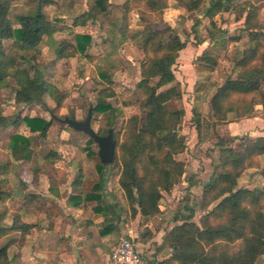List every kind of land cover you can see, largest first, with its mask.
I'll use <instances>...</instances> for the list:
<instances>
[{"label":"rangeland","instance_id":"rangeland-1","mask_svg":"<svg viewBox=\"0 0 264 264\" xmlns=\"http://www.w3.org/2000/svg\"><path fill=\"white\" fill-rule=\"evenodd\" d=\"M95 0H55L54 3L45 6L46 14L59 26V30L52 37L42 41L39 48L41 55L38 62L44 70L45 79L58 88L54 96H47L48 105L36 103H15L16 83L12 78L8 79L6 85L0 88V113L17 116L12 126L21 133H28L30 122H37L41 119H52V124L45 137L38 139V158L44 166L46 175L54 176L53 167L62 163L64 166L68 158L61 156L65 148L74 143L82 144L81 140H73L71 137H63L65 128L63 123L52 117L49 109L58 107V117L72 116L78 120L87 117L89 108L96 104V95L99 78L97 65L104 64L111 72V81L104 85L114 90L115 94L109 98V102L116 108V119L114 138L117 141L116 158L109 166L106 181H112L114 188L112 196L118 198V213L120 214L121 227L118 239L130 236L141 246L143 256L156 250V256L165 253L168 247L162 245L165 235L177 224L191 220L201 225V220L207 211L201 207V200L204 185L216 173L215 165L219 163L222 146L236 147L242 143L245 137L244 128L235 124L243 119L254 117H239L237 112L242 111L251 95L246 96L247 102H242L238 95L233 96L229 102L233 103L234 111L229 113L228 121L218 120L211 107V99L218 87L228 78L235 77L239 68L235 66V58L240 56L243 50L257 46L259 53L264 50V39L254 41L253 34L264 32V0H228L229 9L223 10L214 16L205 13L212 0H203L198 9L188 10L177 0H168L167 7L161 11L150 12L144 1L128 0L133 9L129 14H124L123 8L113 5L109 12L101 13L95 20H88L84 25L74 24V20H82V14L87 12ZM127 0H111L113 4H123ZM33 5L31 0H13L11 11L14 14L29 10ZM144 9L145 19L140 17V10ZM249 15V23H246ZM126 16V17H124ZM126 19V20H125ZM127 22L129 34L122 41L120 26ZM153 28L164 31L162 43H166L173 35H178L185 42V47L179 52L173 65L176 76V85L182 96L173 98L165 103L169 111L183 109L184 116L179 127V134L184 138L186 149L175 154V158L186 165L185 171L180 175L178 182L168 193H163L160 200V212L153 217L142 216L134 210L128 202L119 184V178L123 169L121 145L127 135V125L130 118L138 115L140 125L146 121L147 111L142 107L145 95L138 88L141 80V64L146 61L148 55L143 49V30L146 24ZM80 25V26H79ZM77 31V32H76ZM91 31L94 37L87 54L93 58L77 53L75 56L56 58V49L60 43L66 42L74 46L78 32ZM12 42L5 43L6 49L12 47ZM67 50H71L69 47ZM204 50H209L215 56L217 65L214 68L200 65L197 57ZM260 58L251 61L250 66L257 64ZM158 79H153L154 85ZM164 88V87H163ZM260 95V94H259ZM257 95V97H259ZM256 97V98H257ZM58 98H60L58 100ZM228 102H226V105ZM25 108V109H22ZM194 110H197L203 118L201 136L196 126ZM254 115L264 117L263 105L256 104ZM109 113H94L92 127L101 135L108 133ZM253 126V125H251ZM251 131L252 130V127ZM0 125V149H6L9 141L8 129ZM263 132V126L257 125ZM68 132V131H67ZM256 133L251 134L256 136ZM78 135L84 133H76ZM83 140L88 145H98L89 141L88 135H83ZM250 137V136H249ZM255 138V137H252ZM253 163L258 167L247 168L238 178L240 187L254 188L264 185V177L261 170L264 169V155L255 156ZM3 162V155L0 153V163ZM146 163V162H145ZM16 166V165H15ZM14 166V177H6L7 182L4 189L10 193H16L15 173L21 172V164ZM142 166V164H141ZM18 171V172H19ZM5 174H3L4 177ZM25 175V174H24ZM10 184V185H9ZM8 185V186H7ZM11 186H13L11 188ZM119 188V190H118ZM120 192V197L119 196ZM120 199V200H119ZM264 204V199L262 200ZM6 204V200L0 203V214L7 206L12 209L17 207V202ZM212 204L208 210L215 206ZM138 207L135 205V208ZM113 208V207H112ZM111 208V209H112ZM0 216V221L8 225ZM11 215L8 218L10 221ZM163 229V231H162ZM161 234L159 237L157 235ZM16 236V233L15 235ZM3 237V236H2ZM158 238V239H157ZM11 244L17 237H8ZM4 241H0L2 244ZM164 246V247H163ZM237 246H231L236 248ZM233 249V250H234ZM16 254V247L12 249ZM142 254L141 257L143 258ZM258 264H264V255Z\"/></svg>","mask_w":264,"mask_h":264},{"label":"trees","instance_id":"trees-1","mask_svg":"<svg viewBox=\"0 0 264 264\" xmlns=\"http://www.w3.org/2000/svg\"><path fill=\"white\" fill-rule=\"evenodd\" d=\"M33 5L29 10L14 14L11 11L13 0H0V88L12 78L16 83V103H38L48 105L47 96L58 92L57 86L45 79L44 70L38 59L42 41L53 36L60 28L50 20L45 6L55 0H31ZM144 1L150 12L161 11L167 7L168 0ZM188 10L198 9L203 0H177ZM115 6L123 8L124 14L133 9L130 1L123 4H113L111 0H95L94 4L82 14V20H74V24L84 25L88 20H95L101 13L110 11ZM229 9L228 0H212L205 13L214 16ZM126 17V16H124ZM140 17L145 19L144 9ZM249 15L246 23H249ZM126 20V19H125ZM143 30V49L148 58L141 64V80L138 88L142 90L145 99L142 107L147 111L146 121L140 125V118L134 115L127 125V135L121 145L123 169L119 184L128 202L133 207V214L139 212L142 216L153 217L160 212L159 203L163 193H168L178 182L185 171L183 161L175 158L186 149L184 138L178 133L184 116V110L169 111L165 103L173 98H180L181 92L176 85L173 65L179 52L185 47V42L178 35H173L166 43H162L164 31L157 30L146 24ZM127 22L120 26L122 41L129 34ZM129 32V33H128ZM254 41L264 39L262 34H253ZM74 46L62 42L56 49V58L71 57L77 53L93 58L87 54L91 44L90 34H76ZM12 42V47L6 49L5 43ZM71 47V50H67ZM260 58L257 64L250 66L251 61ZM200 65L214 68L217 65L215 56L209 50H204L197 57ZM235 66L239 71L235 77L228 78L220 85L211 99L214 116L221 121H228L229 113L234 111V104L229 102L238 95L242 102L251 95L238 116H255V105L261 104L264 109V50L259 53L257 46L243 50L235 58ZM99 78L96 104L92 106L93 114L109 113L107 125L113 129L116 119V108L109 102L115 94L114 90L104 85L110 82L111 72L104 64L97 65ZM158 79L154 85L153 79ZM164 87V88H163ZM260 94V95H259ZM259 95V97H257ZM257 97V98H256ZM60 98H58L59 100ZM226 102L228 104L226 105ZM58 107L49 109L56 118ZM196 126L201 136L203 118L194 110ZM70 117V116H69ZM71 117H74L72 115ZM17 116L0 113L2 127L13 126ZM52 119H41L30 122L29 129L38 135L25 136L13 133L10 136L9 151L15 160H25L32 163L38 161L36 148L38 139L45 137ZM65 129L76 131L67 124ZM108 129V131H109ZM114 130V129H113ZM101 134L100 132H98ZM108 134V133H107ZM116 140V139H115ZM90 142H94L89 138ZM117 142V141H116ZM264 155V136L245 137L244 141L233 146H222L219 163L215 165L216 173L204 185L201 207L207 213L201 220V225L191 220L175 225L164 238V243L171 249V255L157 264H258L264 255V185L254 188L240 187L238 178L247 168L258 167L253 163L255 156ZM116 158V155H115ZM146 162V163H145ZM142 164V166H141ZM105 165L100 163L99 168ZM9 165L0 164V203L10 192L4 187L7 182L1 176L9 170ZM264 177V169L261 170ZM87 195V199H98L99 185ZM215 206L208 210L212 204ZM135 205L138 206L135 208ZM109 208L108 205L104 209ZM1 216V214H0ZM18 216L13 217L10 227H4L0 221V239L8 231L20 226ZM116 226L112 223L105 226V231H111ZM231 246H237L235 249ZM234 249V250H233ZM0 264H10L7 245L0 247Z\"/></svg>","mask_w":264,"mask_h":264},{"label":"crops","instance_id":"crops-1","mask_svg":"<svg viewBox=\"0 0 264 264\" xmlns=\"http://www.w3.org/2000/svg\"><path fill=\"white\" fill-rule=\"evenodd\" d=\"M78 33H86L94 37L91 31ZM235 124L246 129L245 133L250 137L264 136V131L261 132L257 127L260 125L264 128V117L261 115L243 119ZM254 131H257L256 136L251 135L256 133ZM8 133L9 141L13 133L25 136L39 134L31 132L30 129L28 133H21L12 126L8 129ZM76 133L83 132L69 129L62 132L63 137H71L83 143H74L65 148L61 156L69 160L64 166L62 163L54 165V176L46 175L40 159L36 163L15 160L8 149L9 144L6 149H0L3 155V162L0 164L9 165L10 168L4 173V177L1 176L2 178L6 180V177H14L15 165L17 168L21 164L23 168L21 172L18 168L15 172L18 175L16 193L8 194L3 200H6L7 205L17 202V207L12 209L7 206L1 212V217H4V221L8 223L5 225L1 222L4 227L12 225L15 215L18 216L21 224V227L8 231L0 239L4 241L0 247L7 245L10 264H110L113 248L121 239L133 238L132 229L129 230L130 236L117 238L121 227L116 202L118 198L112 196L114 190L111 186L112 181H106L108 165L112 163H102L98 155L99 149L88 145L86 143L88 140H83V135L87 134ZM36 152L38 153L37 150ZM100 163L105 165L102 169L99 168ZM97 184L100 187L98 190L101 195L100 202L98 199H87V195L95 190ZM106 205L109 208L104 209ZM10 215L11 222L8 221ZM110 223L116 227L106 232L105 226ZM15 233L16 236H13ZM8 237H17V240L11 244V241L7 240ZM162 245L168 247L164 242ZM137 246L143 256L141 246L138 243ZM15 247L14 255L12 249ZM147 255L148 258L143 256L142 264H157L171 255V249L168 247L167 252L159 256H156V250Z\"/></svg>","mask_w":264,"mask_h":264},{"label":"water","instance_id":"water-1","mask_svg":"<svg viewBox=\"0 0 264 264\" xmlns=\"http://www.w3.org/2000/svg\"><path fill=\"white\" fill-rule=\"evenodd\" d=\"M93 108H89L87 117L78 120L75 117H56L60 122L67 124L76 131L86 133L98 145V155L102 163H113L116 155L117 142L114 138V130L109 129L108 134L101 135L92 127Z\"/></svg>","mask_w":264,"mask_h":264},{"label":"built area","instance_id":"built-area-1","mask_svg":"<svg viewBox=\"0 0 264 264\" xmlns=\"http://www.w3.org/2000/svg\"><path fill=\"white\" fill-rule=\"evenodd\" d=\"M110 264H142L141 252L134 238H123L110 254Z\"/></svg>","mask_w":264,"mask_h":264}]
</instances>
